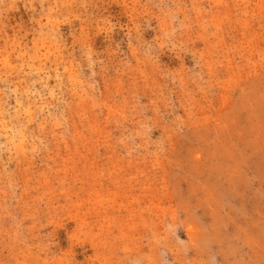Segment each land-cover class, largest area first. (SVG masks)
<instances>
[{
	"label": "rangeland",
	"instance_id": "374dc122",
	"mask_svg": "<svg viewBox=\"0 0 264 264\" xmlns=\"http://www.w3.org/2000/svg\"><path fill=\"white\" fill-rule=\"evenodd\" d=\"M0 264H264V0H0Z\"/></svg>",
	"mask_w": 264,
	"mask_h": 264
}]
</instances>
